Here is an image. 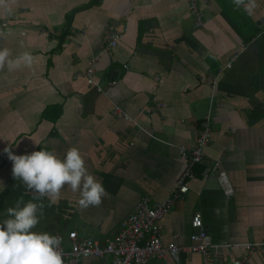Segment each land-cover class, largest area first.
<instances>
[{
    "label": "crops",
    "instance_id": "obj_1",
    "mask_svg": "<svg viewBox=\"0 0 264 264\" xmlns=\"http://www.w3.org/2000/svg\"><path fill=\"white\" fill-rule=\"evenodd\" d=\"M187 4L6 0L0 6V49L13 59L24 52L33 58L14 71L0 69V220L18 198L33 199L13 178L5 147L17 155L44 149L60 157L76 147L108 195L99 206L81 208L79 192L65 186L58 204L42 201L34 231L72 230L103 244L139 199L149 206L162 201L189 167L186 191L170 196L157 221L163 244L188 243L194 212L214 243L264 238V0H255L251 15L234 0H196L198 27ZM110 26L120 37L104 51ZM113 106L127 117H114ZM206 115L211 136L189 166ZM219 170L229 194L218 183ZM177 255L176 264H201L195 253ZM241 255L264 264L259 253L241 247L222 252L225 260ZM109 262L104 254L81 264ZM144 264L168 263L154 257Z\"/></svg>",
    "mask_w": 264,
    "mask_h": 264
},
{
    "label": "built area",
    "instance_id": "obj_2",
    "mask_svg": "<svg viewBox=\"0 0 264 264\" xmlns=\"http://www.w3.org/2000/svg\"><path fill=\"white\" fill-rule=\"evenodd\" d=\"M188 11L193 16V25L198 27L202 24V12L197 7L196 0H186ZM264 24V14L262 15ZM4 23H1L3 26ZM120 34L111 26L108 29L106 44L102 50L106 51L116 44ZM235 55L226 63L230 66ZM92 58L91 60H93ZM91 63V62H90ZM89 63V64H90ZM91 67L87 68L90 72ZM89 84L93 83L90 76L86 80ZM99 90V87H96ZM111 114L114 117H127L121 111L119 106H113ZM208 116L200 122V129L195 137L194 144L190 149L188 157L189 166L198 162L202 156V148L209 141L211 130L207 122ZM180 154H184L185 147H179ZM217 162H214L212 169H215ZM189 167L178 176L174 186L169 190V195L160 202L152 206L147 204L146 198L139 199L131 208L129 214L120 222L118 229L110 238L105 239L103 244H99L97 240H88L78 238L75 231H67L65 234H57L62 237L60 249L64 264H81L87 257H100L104 254L110 256L109 264H144L151 258L161 257L168 264H176L178 252H191L197 254L201 258V264H253L250 262L249 255L231 256L225 260L222 258L223 250L232 247H241L246 253L257 252L264 260V238L253 242L241 243H214L205 231L201 223L200 213L194 212L189 221L191 228L188 234V243L178 246L173 241L163 244L158 234L157 221L163 217L169 208L171 195L175 196L186 191L187 185L185 179L190 174ZM226 175L223 170H219L217 180L225 194L231 193V186L225 182ZM66 240V241H65ZM67 242V244H65Z\"/></svg>",
    "mask_w": 264,
    "mask_h": 264
},
{
    "label": "clouds",
    "instance_id": "obj_3",
    "mask_svg": "<svg viewBox=\"0 0 264 264\" xmlns=\"http://www.w3.org/2000/svg\"><path fill=\"white\" fill-rule=\"evenodd\" d=\"M5 3L6 0H0V6ZM234 3L244 6L250 15L256 6L255 0L248 3L234 0ZM32 59L28 52L13 59L9 49H0V69L7 66L9 71H14L22 64L30 65ZM4 152L12 162L13 178L33 193V199L24 201L20 197L5 210L0 220V264H64L62 237L34 231L43 216L42 201L47 198L49 207L58 204L61 190L68 186L73 193L79 192L77 203L81 208L99 206L108 195L103 183L89 173L76 147L67 150L63 157L44 149L17 155L11 147H5ZM38 200L41 202L37 203Z\"/></svg>",
    "mask_w": 264,
    "mask_h": 264
}]
</instances>
